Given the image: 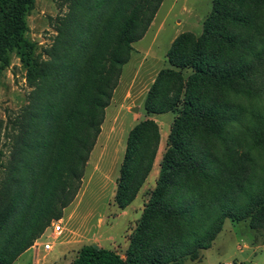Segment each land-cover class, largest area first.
Wrapping results in <instances>:
<instances>
[{
    "label": "trees",
    "instance_id": "trees-1",
    "mask_svg": "<svg viewBox=\"0 0 264 264\" xmlns=\"http://www.w3.org/2000/svg\"><path fill=\"white\" fill-rule=\"evenodd\" d=\"M72 1L58 45L44 60L27 36L35 0H0V62L7 67L17 55L33 88L31 104L12 122V159L4 163L0 152V264H13L77 196L132 45L163 2L90 0L80 12L83 0ZM168 59L171 68L158 74L145 111L178 116L126 257L88 244L72 264H184L212 247L227 219L250 220L253 229L264 224V184L249 142L250 134L264 148V123L252 130L237 102L257 97L264 85V0H214L204 35L180 36ZM160 141L153 120L131 130L119 209L146 183Z\"/></svg>",
    "mask_w": 264,
    "mask_h": 264
},
{
    "label": "rangeland",
    "instance_id": "rangeland-1",
    "mask_svg": "<svg viewBox=\"0 0 264 264\" xmlns=\"http://www.w3.org/2000/svg\"><path fill=\"white\" fill-rule=\"evenodd\" d=\"M72 2L35 0V6L27 16V36L36 44L37 57L48 60L52 49L58 45L63 22L72 12ZM88 2L91 1L83 0L82 8L77 10L83 12ZM213 7L214 0H163L144 38L132 45L130 60L123 66L118 86L105 110L102 131L86 164L77 196L62 217L53 219L38 237L47 233L54 221L63 220L64 233L53 240L55 249L48 255H36L33 245L37 238L13 264H72L79 251L91 243L103 245L126 257L145 206L157 187L169 134L178 116L174 112L148 115L145 102L158 74L171 68L168 52L173 43L182 35L199 40L204 35L205 23ZM10 59L7 67L0 62V152L4 153V163L12 159L15 146L11 138L12 122L22 117L25 107L31 104L33 91L21 59L15 54ZM190 73L187 71L185 75ZM237 102L247 108L252 130L261 121L264 123V85L257 97L238 99ZM144 120H153L160 128L157 158L135 201L121 210L115 197L128 137L135 125ZM18 132L16 126L14 134ZM249 139L259 180L264 184V148L256 145L250 134ZM2 170L0 166V182L4 176ZM184 264H264V224L253 229L250 220L234 222L227 219L212 247L200 251L197 260L188 259Z\"/></svg>",
    "mask_w": 264,
    "mask_h": 264
},
{
    "label": "built area",
    "instance_id": "built-area-1",
    "mask_svg": "<svg viewBox=\"0 0 264 264\" xmlns=\"http://www.w3.org/2000/svg\"><path fill=\"white\" fill-rule=\"evenodd\" d=\"M64 233L63 220L54 221L51 225L50 230L38 238L33 249L36 255L43 253L45 255L50 254L54 249L55 245L53 240Z\"/></svg>",
    "mask_w": 264,
    "mask_h": 264
},
{
    "label": "water",
    "instance_id": "water-1",
    "mask_svg": "<svg viewBox=\"0 0 264 264\" xmlns=\"http://www.w3.org/2000/svg\"><path fill=\"white\" fill-rule=\"evenodd\" d=\"M94 247H95V248H99L100 246H99V245H97V244H95V245H94Z\"/></svg>",
    "mask_w": 264,
    "mask_h": 264
},
{
    "label": "crops",
    "instance_id": "crops-1",
    "mask_svg": "<svg viewBox=\"0 0 264 264\" xmlns=\"http://www.w3.org/2000/svg\"><path fill=\"white\" fill-rule=\"evenodd\" d=\"M91 244H94V243H91ZM99 246H102V247H104L103 245H100V244H99ZM24 264H25V263H24Z\"/></svg>",
    "mask_w": 264,
    "mask_h": 264
}]
</instances>
